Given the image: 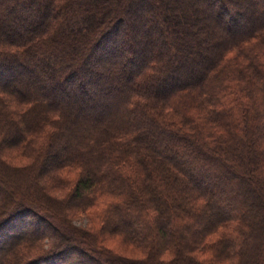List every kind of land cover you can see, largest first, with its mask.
<instances>
[{
    "label": "trees",
    "instance_id": "trees-1",
    "mask_svg": "<svg viewBox=\"0 0 264 264\" xmlns=\"http://www.w3.org/2000/svg\"><path fill=\"white\" fill-rule=\"evenodd\" d=\"M0 187V264H264V0H0Z\"/></svg>",
    "mask_w": 264,
    "mask_h": 264
},
{
    "label": "rangeland",
    "instance_id": "rangeland-1",
    "mask_svg": "<svg viewBox=\"0 0 264 264\" xmlns=\"http://www.w3.org/2000/svg\"><path fill=\"white\" fill-rule=\"evenodd\" d=\"M35 11H36V8L35 7H30L29 10L28 9H25V11L21 12V14L22 13L25 14V12L26 13H34ZM202 22H203V18H202ZM204 34H205V36L207 38H210V39H211V37L213 38V36L210 34V32H207V33H204ZM216 36H217V33L215 32L214 33V37H216ZM97 66H98V69L99 68H102V69H104V71H108L107 66L105 67L104 65H101L100 63H98ZM22 75L25 78H27V79H30V80L33 79L32 74L29 71H25ZM93 112L94 113H97L98 110H93ZM5 157L8 159V161L12 165H16L18 167H25V166L29 165L30 162H31L30 159L25 158V157H20V155L14 153V152H12L10 154H7ZM158 168L161 169V167H158ZM161 170L162 171L160 173V177L163 176L161 182L163 183V181H164V182H166V185L167 186L170 185V183L172 182L171 181V175L168 173V171L165 168L164 169H161ZM78 172H79L78 169H74V170H71L70 172H68V175H72V177H75V175H78ZM44 184H46L47 187L48 186L49 187L51 186L50 183L45 182V181H44ZM173 184L174 185L170 189H168L169 191H167V193H168V196L167 197H168V201L170 202L169 204H172V206H175V203L179 200V198H181V196L183 194L181 193L180 188H177V186L175 185V183H173ZM58 187L63 188L62 186H58ZM3 191H4V189L2 187H0V195H1V193ZM59 192H60L59 196H62V195H64L66 193V190L65 189H62V190H59ZM169 209H170V207H169ZM69 210L70 209L68 208V206H63L61 208V212H62L63 216H66V214L68 215ZM87 223H88V221H86V219L75 218V220L73 221L72 224L76 225L77 227L84 228ZM38 229H41V230L46 231V232L47 231L53 232L52 229L47 228L46 226H44V224L40 225V228H38ZM121 242H122V240L120 238L114 237V239H112L108 243L106 242V247H109V248L114 247L115 248L116 245H118L121 248V246L123 245ZM66 247H68V249L70 250L72 248V245H66ZM71 250H72V254H69L68 255L67 252H66V255L64 257V258H66V262H65L66 264H92V263H89V261H87V259H84L81 256V254H79L78 247H73V249H71ZM119 252H121L122 254L127 255V256L142 257V254L139 251L135 250L131 246H126V248H123L122 247L121 248V251H119ZM173 256L174 255H172L170 253H166L163 256V259H165V261H167V262L168 261H172L174 259Z\"/></svg>",
    "mask_w": 264,
    "mask_h": 264
}]
</instances>
